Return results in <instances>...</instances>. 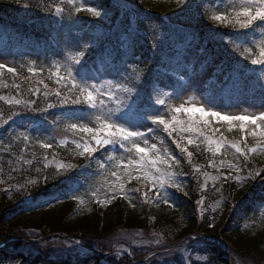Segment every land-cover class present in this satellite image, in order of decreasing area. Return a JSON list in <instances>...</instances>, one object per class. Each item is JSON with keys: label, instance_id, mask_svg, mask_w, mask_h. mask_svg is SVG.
I'll list each match as a JSON object with an SVG mask.
<instances>
[{"label": "snow or ice", "instance_id": "1", "mask_svg": "<svg viewBox=\"0 0 264 264\" xmlns=\"http://www.w3.org/2000/svg\"><path fill=\"white\" fill-rule=\"evenodd\" d=\"M175 3L182 11L187 8V0H175ZM43 10L56 17L62 27L65 19L72 27H81L84 22L78 17L82 12L96 20L107 15L99 5H88L86 0H53ZM197 13L211 25L208 35L213 39L219 38L226 49L238 57L227 65L217 66L214 79L205 85V88H213V92H203L199 98L194 94L189 95L178 105L173 103L185 90L173 88L166 91L158 86V82L148 81L152 69L147 62L143 68L137 63L136 30L131 26L124 30L120 49L101 50L99 67L95 61L90 65L85 60L88 51L97 46L96 37L92 36L90 40L82 37L69 39V28L64 33L63 59L53 60L48 69L47 79L55 87H50L44 79L36 81L43 88L32 86L31 78L38 75L43 77L44 73V68L38 69L35 63H29V75L21 77L14 64L0 62V88L14 90V94L7 97L0 95V101L8 106L7 116L0 114V129L9 122L16 125V117L21 118L19 126L24 127V131L18 134L15 129L9 131L7 142L0 145V150L17 159L21 170L26 165L42 161V168L38 167L36 171L43 172L44 184L50 179L67 177L63 196L81 206L96 203L104 207L119 199L127 201L133 209L139 204L150 208H159L163 204L177 209L174 192L191 196L181 180L182 173L177 171L183 163L175 154L177 149L197 182L200 198L195 201V212L201 218L208 211L205 192L209 181H212L213 191L221 192L229 180L243 187L258 177L264 179V166H257L252 159L254 155L264 154V0H208L198 6ZM215 29H229L234 35L225 38V32ZM156 47L159 45L155 44L154 49ZM5 72L13 77L11 84L3 82ZM177 78L179 81L186 79L179 72ZM25 81L29 82L26 89L22 87ZM52 97L55 99L50 101ZM218 100L226 102L218 104ZM246 102L249 107L238 113L225 111L227 108L239 109ZM53 109L61 111H50ZM185 116L187 119H184ZM25 120L27 126L23 123ZM213 121L225 122L229 132L234 124L238 125L240 138L229 140L221 131L224 124L217 127ZM249 125L254 126L250 131ZM161 132L163 136L158 135ZM248 137L253 140L251 146ZM169 139L175 149L167 144ZM17 142L23 144L18 157L14 149ZM189 146L196 151L189 150ZM202 146L204 152L212 157L206 167L214 169L216 175L205 171L204 165L193 163L194 155L199 154ZM53 147L65 148L71 159L58 160L53 153L51 160L45 154L38 161L34 150L29 153V148L47 152ZM28 155H31V159L26 158ZM229 155L231 160L227 158ZM77 159L84 163L73 162ZM49 168H54L50 175L47 172ZM222 170L227 174H222ZM72 172L80 177L87 173L88 184L83 192V185L68 176ZM133 181L138 186L128 187ZM37 183V180H28L18 189L23 197L22 203L32 205L36 197L30 188ZM217 183L220 188L216 187ZM139 185H143V188ZM63 196L55 199L61 200ZM221 200L222 195L211 205L213 212L221 207ZM44 203L51 205L52 202ZM252 212L253 217L259 212L260 220L264 222V200L259 201ZM186 218L182 214L181 222ZM209 227L214 228L215 224L210 223ZM152 235L159 237L155 243L169 255L175 251H187L181 244L163 245L165 237L161 233L153 232ZM189 239L198 241L199 237L192 236L181 243H187ZM121 253L131 256L132 249L118 248L116 257L119 258ZM153 255L161 256L159 264H175L163 259L160 252ZM185 259L190 261L191 257L186 256Z\"/></svg>", "mask_w": 264, "mask_h": 264}, {"label": "trees", "instance_id": "2", "mask_svg": "<svg viewBox=\"0 0 264 264\" xmlns=\"http://www.w3.org/2000/svg\"><path fill=\"white\" fill-rule=\"evenodd\" d=\"M58 2V0H57ZM87 3L99 5L102 11L107 15L99 20L89 17L86 13H80L78 19L84 23L81 27H72L67 19L64 21L63 27L56 17L47 13L44 9L45 5L53 3V0H0V43L8 45L16 44L17 42L25 48L31 46L34 49L33 59L44 68L43 77L34 76L31 78L33 87H41L36 81L44 79L50 87H55L51 80L47 79L48 69L51 62L54 60L63 59L64 53V33L69 31V39H78L82 37L84 40H90V37H96L98 43L95 48L88 51L85 60L91 65L93 61L99 63V55L102 49H120L122 39L125 35V29L131 26L136 30L135 52L138 54L139 66L144 67V63L151 67L152 72L148 76V81L153 82L154 72L166 74L168 72H178L179 70L185 77L189 73V69L200 73L205 71L208 61L211 58L202 55L208 48L219 51L220 57L223 58L222 65H227L232 60L237 59L230 50L222 44H208L206 47H200V51L194 49V44H197L199 39L206 36L211 27L206 21H199L197 13L198 6L205 3V0H187V8L183 11L181 7L175 3V0H86ZM28 5V7H25ZM123 5L122 7H119ZM67 8V4H65ZM132 19V22H131ZM151 25V29L160 28L164 32V37L157 42L149 41L145 36L146 27ZM223 31L227 36L234 35L229 29H215ZM79 34V35H77ZM130 43V42H129ZM159 47L154 49V45ZM214 51V50H213ZM226 52L227 55H224ZM180 56H186L188 64L185 65ZM21 60L27 61V58L21 56ZM214 58V57H213ZM179 62V63H178ZM250 67V66H249ZM253 67V66H251ZM21 73V77L28 76L26 66H21L17 69ZM13 77L5 72L3 82L11 84ZM20 83V81H17ZM177 87L179 82L175 81ZM154 83V82H153ZM29 82L25 81L22 87H28ZM258 93V92H257ZM14 94V90L10 88H0V95L9 96ZM55 98H50L54 100ZM43 98H41L42 103ZM59 112L60 109L50 110ZM0 114L5 117L8 114V106L0 101ZM31 116V114H28ZM181 116L183 114H177ZM38 118V117H34ZM197 118H199L197 116ZM16 125L21 124V118L16 117ZM184 119H187L185 116ZM207 119V117L205 118ZM27 126V120L23 121ZM224 124L221 131L229 139L238 140L241 133L238 125H233L231 132L227 131L226 123H214L215 126ZM10 125V126H9ZM5 125V128L0 129V145L7 140L8 132L14 129V126ZM253 125H249V131ZM24 128V127H23ZM163 136L161 132L158 134ZM53 143H55L53 141ZM248 143L251 146L253 140L248 137ZM167 144L175 149V145L171 144V140H167ZM68 149L71 146H67ZM20 142L14 145L16 154L19 155ZM29 153L33 150L37 153V160L40 157L47 155L49 160L52 159L53 153L56 154L58 160H70L71 157L65 148H56L45 152L39 148H29ZM189 150H196L189 146ZM175 154L182 160V167L177 171L181 172V180L186 185L191 196H185L183 193H175L177 197V209L168 208L161 204L159 208L149 207L139 204L135 209L129 207L127 201L115 200L107 206H100L96 203H89L87 206H81L74 200L63 196L67 185L64 181L67 177H61L57 180H49L47 184L43 183V172L37 173L36 169L42 168V161L34 162L32 165L24 166L21 170L17 159L11 157L8 153L0 152V264H133L134 261L141 260L147 252L136 251L132 249L131 256H123V260L114 261L106 260L99 256L101 254H111L116 252L118 248L131 246L132 235L140 233L142 238L154 242L158 239L152 233H161L165 237L166 246H171L180 242L183 238L193 236L197 233L208 234L220 227V241L226 244L229 249L253 255L254 258L264 261V222L260 220V213L257 212L253 217L252 209L261 200H264V179L257 178L243 187L236 184L234 180H229L221 189V192L212 190V181L208 182L206 196V206L208 211L204 218L199 217L195 212V201L200 198L199 188L196 180L193 179V173L184 158L180 155L179 150H175ZM99 155V154H98ZM31 159V155L26 157ZM103 158V157H101ZM210 153H205L203 146L199 154L194 155L193 163L204 165V170L216 175L212 168H207V161L211 159ZM217 157L216 159H221ZM232 159L231 155L227 157ZM253 161L257 166H264V154L254 155ZM75 163L83 164L84 161L77 159ZM16 168V171H12ZM95 168V165H93ZM54 168L47 170L50 175ZM186 173V175H183ZM222 174L227 172L222 170ZM246 175V173H241ZM68 176L73 180H78L83 187L81 192L87 188L88 181L86 180L87 173L83 177L77 176L75 172L69 173ZM28 180H37L35 186L30 188V191L36 199L32 205L22 203L23 197L18 189ZM203 177H201V183ZM135 181L128 187H137ZM143 188V185H139ZM220 188V184H216ZM136 195V194H133ZM223 196L221 207L213 212L211 205L217 199ZM63 196L61 200H56L55 197ZM51 201V205L44 203ZM40 204V207H36ZM184 214L187 218L181 222V215ZM36 216V218H34ZM213 217L215 218L213 220ZM210 223H214L215 227H209ZM14 226L21 227L18 232H11ZM5 231V232H4ZM9 233V234H8ZM79 233L81 238L88 243H82V250H88V254L83 255L80 259L68 258L67 254L55 255L53 250L44 249L24 253V247L15 241L4 243L9 238L17 236H28L35 239L48 235H62L70 237L73 234ZM8 234V235H7ZM11 234V237L9 236ZM127 234V235H125ZM124 236V237H123ZM128 241H126L125 239ZM131 239V240H130ZM96 240H102V244L95 245ZM108 240V241H107ZM123 240V241H122ZM107 241V242H106ZM189 239L187 243H190ZM90 244V245H89ZM186 243H182L181 246ZM173 245V244H172ZM225 246V245H224ZM205 245L197 244L193 249L195 252L206 255L208 264H225L222 262L220 253H211L205 249ZM22 248V250H21ZM84 253V252H83ZM82 253V254H83Z\"/></svg>", "mask_w": 264, "mask_h": 264}, {"label": "rangeland", "instance_id": "3", "mask_svg": "<svg viewBox=\"0 0 264 264\" xmlns=\"http://www.w3.org/2000/svg\"><path fill=\"white\" fill-rule=\"evenodd\" d=\"M132 1H134V0H132ZM77 2H79V0H77ZM87 4L93 5L92 3H87ZM122 6L123 5H121L119 7H122ZM200 19L201 18H198V20H200ZM131 22H132V19H131ZM142 25L144 27H146L145 35L148 37L149 41L157 42L158 40H161L165 35L164 32H162L163 30L158 28V27L153 28V29L147 28V25L145 24V22ZM212 42L222 44V42L219 39H215ZM206 43H207V41H205V39H201V40H199L198 44L200 46L204 47L206 45ZM199 45L195 46V48L197 50H199ZM223 54L227 55L226 52H223ZM21 56L26 57L27 61L21 60V58H23ZM136 56L138 57L137 53H136ZM182 59L186 65L188 62L187 58L182 56ZM0 62L8 63L10 65L14 64V66L17 69L20 68L21 66L27 67L29 63H35L37 68L39 67L38 66L39 64H37L36 61H34V59H33V49L30 46L28 48H25V47L21 46L18 42L16 44L11 45V46L8 45L7 43H0ZM137 63L139 64V60H137ZM221 63H222V59H219L218 57H216L201 76L195 75V74H189L188 77L182 82V85L180 87V88H183L185 90L183 92V95L178 97L177 99H175L173 101V103L178 105L182 100H186L189 95L194 94L197 96V98H199L203 92H213L214 91L213 88H211V87L205 88V85H207L210 80L214 79L213 74L218 72L217 66L221 65ZM249 66L251 67V65H249ZM170 75H174L173 79H175V80L178 79L177 73L174 74L173 72H169V74H166L165 76L163 74L155 76L154 82L155 83L158 82V86L164 88V90L173 89L174 88V82L170 78ZM165 86H170V87H165ZM180 88H179V90H180ZM225 102L226 101H223V100L217 101L218 104L225 103ZM256 103L258 105L259 95H256ZM246 107H249V104L247 102L241 104L239 106V109L227 108V109H225V111H228L230 113H238L239 111H242ZM213 122L214 123H225V122H217V121H213ZM14 129H15L17 134L20 131H24V128L20 127L19 125L14 126ZM6 142H7V140L3 141L1 143V145L6 144ZM20 147H23L22 142H20ZM0 152L2 154L6 153L2 150H0ZM17 157H18V155H17ZM34 218H36V216H34ZM20 230H21L20 226L19 227L14 226L13 228H11L10 231L11 232H18ZM219 230H220V227L218 226L216 229H214V231H210L207 235H200L198 241L191 240L190 243L183 244L181 247L183 249H186L187 250L186 252L175 251L170 255L165 252V249L163 247H161L160 245H157L155 243V241L157 239L154 242H152V241H148V239H146V238H142L140 236L132 235L133 241H131V246H130L131 249H136V251L142 250V252H145V251L147 252V254L144 256V260L134 261L133 264H159L161 256H154L153 255L154 252L162 253L163 259L169 260V261H174L175 264H208V259L206 258V255H203V254H200V253H197L194 251L193 248L197 244L205 245L206 246L205 249L207 251H210L211 253H214V254L219 253L218 250L216 249V248H219L220 251H222L225 255V257H222L223 259H220V260L222 262H224L225 264H227V260L230 261L229 263H231V264H264L263 260L254 258L253 255H251V254L239 252L237 250L235 251L232 248L230 250L226 244H223L222 241H220L221 237H220L219 232H218ZM9 236L11 237V234ZM60 236H62V235H57L56 238H50V236L48 234H46V237H49V238H47V240H40V238L35 239L32 237H28V236H17L16 238H14V237L9 238V240L6 241V243H4L3 245L5 247V245L7 243L9 244V243L15 241L16 243L19 242L21 247L27 248V249H24V251H23L26 254L31 253V251H28V249L33 251L34 249L44 250V249L49 248V249L53 250V253L55 255L67 254L68 258H74V259H80L83 255L89 253L88 250L81 251L83 248L82 243H84V241H86V240L81 238V235L79 233L71 235L69 239L68 238L64 239ZM76 241H80V243L77 244ZM96 241L97 242H94L95 245L102 244V242L105 243L102 240H96ZM86 243H88V242L86 241ZM162 244L166 245V241L163 240ZM172 244L174 245L173 242L169 245H172ZM216 246H218V247H216ZM21 250H22V248H21ZM125 255H127V253H121V256L119 258H117L115 255V252H112L110 255H105L109 259L104 258V257L103 258L106 260H114L117 262L122 260L124 262L123 256H125ZM186 256L191 257L190 261L185 259ZM225 258H227V259L225 260Z\"/></svg>", "mask_w": 264, "mask_h": 264}, {"label": "water", "instance_id": "4", "mask_svg": "<svg viewBox=\"0 0 264 264\" xmlns=\"http://www.w3.org/2000/svg\"><path fill=\"white\" fill-rule=\"evenodd\" d=\"M50 238H53V237H50ZM44 239H46V238H44ZM228 262V261H227Z\"/></svg>", "mask_w": 264, "mask_h": 264}]
</instances>
